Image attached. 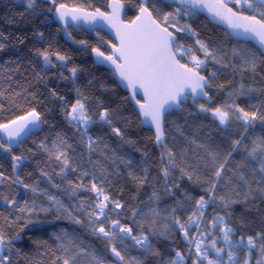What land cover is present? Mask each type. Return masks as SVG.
<instances>
[{"label":"snow or ice","instance_id":"obj_1","mask_svg":"<svg viewBox=\"0 0 264 264\" xmlns=\"http://www.w3.org/2000/svg\"><path fill=\"white\" fill-rule=\"evenodd\" d=\"M47 2L53 6L50 11H54L57 18L63 22L65 30L69 25V18L73 22L85 20L90 23L100 19L107 21L115 30L119 47L112 45L115 49L112 55L105 56L99 48H93L92 51L96 54L98 63L107 61L114 66L115 73L130 90L129 99L138 108L141 123L154 130V141L164 150L160 156L161 166L158 169L164 181V192L175 196V190L180 189L178 181L187 178L200 185L203 195L193 197L191 193L184 191L183 198H177L174 206L162 210L159 207L160 194L153 189L148 201L144 202L145 211L139 207L126 208L125 203L107 194L105 187L110 183L111 173L100 161L93 162L91 159L93 153L100 150L103 155V151L100 149V138H94L90 130L94 125L107 126L114 135L123 138V132L114 124L115 110L99 100L95 105L90 103L89 97L76 84L77 74L82 70L77 66L68 68L67 63L71 58L58 51L51 52V45L49 49L43 51L37 49L36 55L42 58L45 68L55 67L53 64L55 57L61 62L60 67L69 73L65 76L62 71L60 78L70 80L73 84L74 102H69L55 89L50 90V95L60 101L62 115L76 133L78 143L86 149L91 167L82 168L79 160L84 153H77L74 144L57 133L50 144L41 142L38 147L59 167L57 175L66 181L67 185L64 191L78 199L73 209H69L60 199L50 195L46 190L25 184L19 177L12 180V183L20 184L31 193L42 194L47 198L50 207L41 206L39 212L47 213L55 208L59 214L58 219L64 218L66 214L74 224L85 225V221L74 214V212L82 213L86 217L88 230L104 242L115 264H142L139 257L130 255L131 249L159 258V264H189V261L191 264H264V229L249 235L239 233L230 211L234 204L241 202V195L245 203L254 201L257 195L264 198V136L255 137L250 144H245L243 137L233 140L224 157L203 144L197 145L206 152L207 159L201 158V160L203 167L210 172L208 177H203V174L199 173V162L193 164L187 161V150L179 153L178 162V153L168 147L165 139L166 115L172 110H183V105L189 97L194 103L199 104L201 112L210 113L221 126L228 127L233 115L242 123L245 132L257 120L264 122V113H260L259 108L253 106L255 110H245L233 99L244 95L251 96L257 91L251 86L246 88L243 83L228 93L231 103L215 108L199 103L201 99L211 100L209 89L214 86L213 81L216 79L215 72L205 76L201 75L199 70L206 68L209 62L221 64L224 68L235 66L225 62L217 49L203 42L190 24L180 23L182 18H190L207 10L214 19L226 22L234 35L247 40L254 39L264 49V0H232L239 5L237 11L228 7L224 0H214V2L140 0L139 14L130 24L120 20V10L123 5L119 0H114L110 6L111 15L100 12L99 9L94 13L85 12L83 9H69L64 3L58 4L57 0H47ZM23 3L26 10H31L33 14L37 13V0H23ZM160 3L172 6L173 10L162 11L158 6ZM245 10L250 11L252 15L243 14ZM38 35L44 36L42 32ZM68 35L71 39V34ZM185 38H195L196 48L181 43ZM0 39L3 37L0 36ZM78 43L87 46L86 41ZM4 48L5 44L0 42V51ZM197 51L203 55V59L196 55ZM233 56H239L244 70L255 72L254 53L242 55L239 51L233 50ZM185 58L189 62L182 63ZM215 86L224 88L223 84ZM141 93L144 97L143 103L136 99ZM3 95L4 93L0 92V96ZM0 110H3L2 104ZM43 123L41 114L34 108L26 116L0 123V132L5 134L4 137H0V154H11L14 144L18 147L22 143V134L31 133ZM237 152L242 153V160L234 169L227 167L233 153ZM11 159L15 170L20 167L25 157L12 155ZM120 159L125 166L132 164L131 160ZM146 163L145 161L141 164L142 175L138 176L131 170L128 172V175L140 186L148 183V169L144 166ZM70 172L78 173L76 177L78 182L69 179ZM177 172L180 173L179 177L175 175ZM41 174L49 182L52 181L48 172L41 170ZM85 177L90 178L88 184L84 183ZM0 179H5L2 172ZM253 180L256 182L255 188L252 186ZM53 187L60 188V185L53 184ZM82 190L95 194L90 203L86 199L78 198V193ZM0 202L10 213L5 217L9 227L22 218L20 215H12L14 212L27 214L25 227L39 222L33 220V214L37 213L35 202L29 204L25 200L20 204L14 197L9 199L2 193H0ZM220 209H223V214ZM122 210L130 213L129 218L136 227L135 231L132 225L122 221L126 214ZM145 226L149 231L145 232ZM20 231H23V228ZM176 232L182 234L187 244V252L172 249V254L165 258L153 241L160 238L169 239ZM20 239L19 232L8 235L5 228L0 226V264H20V261L26 258L15 247V242ZM56 239L60 241L57 247L59 255L53 254L51 264H81L82 261H87V264H106L103 257L94 250L90 251L77 244L66 231L56 236Z\"/></svg>","mask_w":264,"mask_h":264},{"label":"trees","instance_id":"obj_2","mask_svg":"<svg viewBox=\"0 0 264 264\" xmlns=\"http://www.w3.org/2000/svg\"><path fill=\"white\" fill-rule=\"evenodd\" d=\"M22 1L0 0V36L3 37L0 42L5 44L4 50L0 51V92L4 93L3 96H0V104L3 105V110H0V123H7L19 116H26L33 108L41 114L44 123L39 134L32 135L11 154H0V172L5 177V179H0V193L9 199L14 197L20 204H23L25 200L29 204L35 202L37 213L33 214V220L39 222L28 224L25 227L27 214L14 212L12 215H20L22 218L9 227V222L5 217H8L10 213L0 202V214H2L0 215V226L5 228L8 235L20 233L21 239L15 242V247L26 257L20 261V264H51L53 254L59 255L57 247L60 241H57L56 236L61 235L63 231H66L80 246L86 247L90 251L94 250L105 259L106 264H115L104 242L88 230L86 217L82 213L74 212L85 221V225L74 224L66 214L64 218L58 219L59 214L55 208L47 213L39 212L41 206L50 207L47 198L42 194L31 193L20 184L12 183V180L19 177L25 184L46 190L50 195L60 199L69 209H73L78 203V199L69 196L64 191L67 185L66 181L57 175L59 167L55 161L49 160L48 154L38 147L41 142L50 144L57 133L62 134L70 143H73L77 153H84L79 160L80 166L84 169L91 167L88 163L86 149L78 143L76 133L62 115L60 101L50 95V90L55 89L69 102H74L73 84L70 80L60 78L62 71L65 76H68L69 73L60 67L61 62H58L55 57H53L55 67L45 68L42 58L36 55L37 49L43 51L49 49V45H51V52L58 51L69 56L71 59L68 61L67 67L77 66L82 70L77 74L76 84L89 97L90 103L95 105L99 100L105 106L115 110L114 124L123 132V138L114 135L107 126L94 125L90 130L94 138H100V149L103 151V155L100 150L93 153L91 159L93 162L100 161L111 173L110 183H107L105 187L107 194L113 199L125 203L126 208L139 207L146 211L144 202L148 201L151 192L155 189L160 194L159 207L163 210L174 206L177 198L182 199L184 191L191 193L193 197L203 195L202 188L199 184L184 178L178 181L180 189L175 190V196L167 195L164 192V181L158 171L161 166L160 156L164 150L155 143L152 130L143 127L141 118L133 107L128 94L119 87L113 73L104 66H98L91 56L93 48H99L105 54H110L109 47L112 40L109 36L101 31L88 33L83 29H79V31L70 29L69 32L75 41L74 44H71L66 40L61 26L54 22V11H50L53 6L47 0H37L36 14H33L31 10H26ZM110 1L57 0V3H64L70 7L83 8L88 11L99 9L107 12ZM119 1H122L124 5L125 21L132 22L139 14L140 0ZM224 2L236 11L239 10V5L225 0ZM158 6L164 12L173 10L172 6L167 4L160 3ZM243 14L252 15L247 10ZM180 23L190 24L203 42L217 49L225 62L235 66L224 68L221 64L209 62L206 68L199 70L205 76H210L212 72L216 73V79L213 81L214 86L209 89L212 105L204 103L206 107L215 108L231 103L228 93L243 83L246 88L251 86L257 91L251 96L233 97L236 104L248 111L255 110L253 108L255 106V108H259L260 113H264L263 54L251 43L234 41L225 29L213 26L208 19L201 15L196 14L190 18H182ZM41 32L44 34L43 37L38 35ZM194 39L185 38L181 43L195 49ZM79 41H86L87 46L81 45L78 43ZM233 50L239 51L242 55L254 53L256 57L255 72L244 70L241 67L242 62L239 56H233ZM196 55L201 59L204 58L198 51ZM181 62L189 61L185 58ZM189 66H191L190 63ZM220 84H223L224 88L215 86ZM199 103L203 102L199 101ZM166 127V142L169 148L178 153V162L179 153L182 150H187V161L193 164L199 162L198 171L203 174V177L210 176L209 170L203 167L201 160V158L206 160L207 155L205 150L198 148L197 145L203 144L206 148L216 151L221 157H224L233 140L243 137L244 143L250 144L255 137L264 136V122L257 120L245 132L244 126L235 119V115L227 128H221L213 121L209 113L201 112L199 104L194 103L192 99L189 100L187 106H184L182 112L168 115ZM12 155L25 157L20 167L15 170L11 159ZM120 158L131 160L132 164L125 166ZM241 160V152L233 153L227 167L234 169ZM145 161L147 163L144 166L148 169V183L140 186L128 175V172L131 170L138 176L142 175L140 168ZM41 170L51 175V182L41 174ZM77 174L70 172L69 179L78 182L76 181ZM175 175L179 177L180 173L177 172ZM89 179V177H85L84 183L88 184ZM53 184H59L60 188L53 187ZM252 186L256 187L254 180ZM94 195L90 191L82 190L78 193V198L86 199L90 203ZM122 211L126 212L122 221L132 225L135 231L136 227L129 218L130 213L126 210ZM220 211L223 214V209ZM230 211L239 233L249 235L264 229V198L257 195L254 201L245 203L241 195V202L234 204ZM21 228L23 231H20ZM144 230L145 232L149 231L147 226ZM153 243L165 258L172 254V249L187 252V244L179 232L174 233L169 239L160 238L154 240ZM45 253L47 255H44ZM130 255L139 257L142 264H159V258L136 249H131ZM81 264H87V261H82Z\"/></svg>","mask_w":264,"mask_h":264},{"label":"water","instance_id":"obj_3","mask_svg":"<svg viewBox=\"0 0 264 264\" xmlns=\"http://www.w3.org/2000/svg\"><path fill=\"white\" fill-rule=\"evenodd\" d=\"M209 2H214V0H209ZM114 3V0H111L110 1V4H109V8H108V11L107 12H104V11H102V10H100V12H103V13H105V14H108V15H111V12H112V8L110 7L112 4ZM119 3L120 4H122L123 5V3H122V1H119ZM68 6V5H67ZM228 7H230L229 5H228ZM68 8L69 9H73V7H70V6H68ZM230 8H232V7H230ZM75 9H83V8H75ZM233 9V11H236L234 8H232ZM85 12H91V13H94L96 10H86V9H83ZM125 12H124V5H123V7L121 8V10H120V20L121 21H123V23H125V24H130L131 22H126L125 21ZM198 15H201V16H203L205 19H208V21L213 25V26H215V27H221L222 29H225L226 31H227V33L229 34V36L231 37V39H233L234 41H236V42H243V43H247V44H252L256 49H258L259 51H260V53H262L263 54V56H264V49H262L261 48V46L259 45V43L256 41V40H254V39H252V40H247V39H244L243 37H237L236 35H234L233 34V30L231 29V28H229L228 27V25H227V23L226 22H223V21H220L219 19H214L213 18V16L207 11V10H204V11H201V12H199V13H197ZM53 19H54V22L56 23V24H58V25H60L61 26V28L63 29V31H64V36H65V38H66V40L68 41V42H70L71 44H74L75 43V41H74V39H73V37L71 36V39L69 38V35H68V33H70L69 32V30L70 29H72V30H75V31H79V29H83V30H85L86 32H88V33H90V32H103L104 34H107L108 36H109V38L112 40V43H111V45H110V54H105V56H108V55H112L114 52H115V49L112 47V45H116V47H119V40H118V38H117V36H116V34H115V30L114 29H112L111 28V26L110 25H108V23H107V21H103V20H100V19H97L95 22H92V23H90V22H88V21H85V20H80V21H75V22H73V21H71L70 20V18H69V25H68V27H67V30H65V27H64V24H63V22L62 21H60L58 18H57V16H56V14H55V12L53 13ZM135 20V19H134ZM133 20V21H134ZM91 56L93 57V59H94V62L98 65V66H104L107 70H109L110 72H112L113 73V75L116 77V82L118 83V85H119V87H121V89L123 90V91H125L127 94H128V96L130 97V90L125 86V84L119 79V76H118V74H116L115 73V69H114V66L113 65H111L110 64V62H107V61H105V62H103V63H98L97 62V57H96V54L93 52V51H91ZM202 75V74H201ZM209 95H210V93H209ZM211 96V95H210ZM136 99H139L140 101H141V103H143L144 102V97L142 96V93L141 94H138L137 95V97H136ZM191 99V97H189L188 99H187V101L184 103V105H183V109H184V106H187V104L189 103V100ZM200 102H203V103H205V104H207V105H212V98H211V100L209 101V100H207V98H205V99H201V100H199ZM131 103H132V105H133V107H135V109H136V111H137V114L139 115V113H138V108L133 104V102L131 101ZM183 110H172L171 112H170V114H173V113H178V112H182ZM170 114H167L166 115V120H167V118H168V115H170ZM211 115V114H210ZM139 118H141L140 117V115H139ZM41 119H42V117H41ZM212 119H213V117H212ZM213 121L214 122H216L218 125H219V122L217 121V120H214L213 119ZM143 125V127L144 128H148V129H150L149 127H147V126H145L144 124H142ZM221 128H227V127H224V126H221V125H219ZM41 129H42V124L40 125V127L39 128H36V129H34L31 133H28L27 135H23L22 134V137H21V139H22V143H25L28 139H30V137L32 136V135H34V134H39L40 132H41ZM165 129H166V131H167V127H166V123H165ZM152 130V129H151ZM152 132H153V134H154V130H152ZM0 136L1 137H4L5 136V134L3 133V132H0ZM165 139L167 140V138L165 137ZM22 143H20V144H22ZM20 147V145L17 147L15 144H14V146H13V150L14 149H17V148H19Z\"/></svg>","mask_w":264,"mask_h":264},{"label":"rangeland","instance_id":"obj_4","mask_svg":"<svg viewBox=\"0 0 264 264\" xmlns=\"http://www.w3.org/2000/svg\"><path fill=\"white\" fill-rule=\"evenodd\" d=\"M226 2L228 1L229 3L231 2V3H234V2H232V0H225ZM23 2V1H22ZM49 68V67H48ZM209 115H210V113H209Z\"/></svg>","mask_w":264,"mask_h":264},{"label":"flooded vegetation","instance_id":"obj_5","mask_svg":"<svg viewBox=\"0 0 264 264\" xmlns=\"http://www.w3.org/2000/svg\"><path fill=\"white\" fill-rule=\"evenodd\" d=\"M110 49V48H109Z\"/></svg>","mask_w":264,"mask_h":264}]
</instances>
